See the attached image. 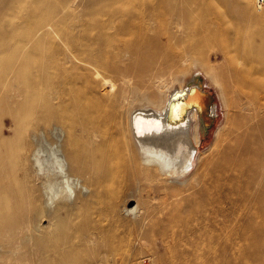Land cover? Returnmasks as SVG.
Returning a JSON list of instances; mask_svg holds the SVG:
<instances>
[{
    "label": "bare ground",
    "instance_id": "1",
    "mask_svg": "<svg viewBox=\"0 0 264 264\" xmlns=\"http://www.w3.org/2000/svg\"><path fill=\"white\" fill-rule=\"evenodd\" d=\"M56 1L6 0L11 13L0 16V229L28 230L24 238L32 240L37 264L79 259L93 230L113 238L127 214L134 221L126 226L140 244L148 232L137 203L121 213L119 202L106 201L99 225L72 221L71 213L86 207L79 204L82 196L101 182L143 168L174 184L158 240L178 243L189 231L204 233L205 253L196 256L207 262L216 250L226 254L225 244L212 245L214 232L205 228L216 223L228 237L235 231L236 264H242L245 233L252 229L246 217L264 219V192L253 211L246 203L264 178V153L242 139L225 142L220 128L212 151L202 156L201 136L215 119L216 105L208 104L211 97L197 75L183 84L190 71L183 66L190 60L200 65L244 99L237 103L241 109L258 115L264 90L250 76L264 75V46L255 42L264 39V0H84L78 11ZM46 3L47 15L35 19ZM18 33H31V44H15ZM210 49L226 66L205 63ZM231 52L242 65L229 58ZM263 127L259 122L238 137ZM257 138L253 144H264L263 131ZM42 189L46 203H56L54 214L41 202ZM24 196L27 204H13ZM25 209L27 215L10 216ZM217 264H231L230 258Z\"/></svg>",
    "mask_w": 264,
    "mask_h": 264
},
{
    "label": "rangeland",
    "instance_id": "2",
    "mask_svg": "<svg viewBox=\"0 0 264 264\" xmlns=\"http://www.w3.org/2000/svg\"><path fill=\"white\" fill-rule=\"evenodd\" d=\"M30 1L33 0H16V4L22 5L24 3H30ZM83 1L84 0H57L56 2H65L64 4L69 3L73 8L76 7L74 9L78 11ZM6 4V0H0V16L9 18L8 16L11 11L7 9L8 6H6ZM46 7L47 3L45 6H40L36 12L35 19L43 18L47 15L48 12ZM4 8H6V11H4ZM2 11L6 13L5 16L1 13ZM54 12H56V10H53L52 14H54ZM2 17H0V20H2ZM23 20L24 17L21 15L16 19V22L20 23L23 22ZM259 29H264V22L261 21ZM150 33L154 34L153 31ZM18 39H24V43L28 41L31 44L32 42L30 40L31 33H18L16 35L13 41L15 44L20 45ZM161 41H164V39L161 38ZM255 42L264 46V39H256ZM213 52V49L209 50V53H211L210 58L203 55L204 61L207 59L205 63H209L213 66L216 65L219 68H221L222 65L226 66L221 55H212ZM228 56L229 58H233L236 63L241 64V60L237 59V55L234 52L229 53ZM262 59H264V56ZM252 63L254 64L256 62L253 61ZM29 68H35V65L32 64ZM183 68L190 69V71L186 73L183 84L189 82L194 75H198L203 82L205 90L213 96V103L216 105L215 119L211 126L205 130L204 135L201 136L202 140L199 151L202 153V156L212 151L210 146L216 131L220 128H222L226 134L225 142L242 139L241 141L249 143L252 150L258 149L260 152L264 153V144H262V142H257V145L252 143L255 138L256 141L258 140V134H261L262 131L264 132V127L260 128L258 132L253 133L254 135L244 136L242 134L238 137L239 132L246 130V133L249 134L251 133L250 127L253 126L254 128L257 123L264 122V109L258 111V115L246 109H241L237 103L239 101H241L240 103L244 102V99H238L235 94L230 91L229 85L228 87L223 86L225 85L223 81L219 84L211 80L200 68V65L197 66L193 64L192 60L188 61ZM250 77L260 82L262 90H264V75L257 73ZM177 86H179V82L173 84L170 91ZM259 95H264V91L260 92ZM250 113L252 115L249 116ZM173 185L171 179L167 180L163 175L152 176L143 168L132 171L125 170L101 182L98 186V190L92 191L87 196H82V201L79 204L83 205L86 203V207L80 209L79 212L75 211L71 213L72 221L82 222L86 219V222L99 225L103 217L106 216L104 208V203L106 201L112 200L119 202V212L121 213H124L123 210L125 208L134 206L137 203L136 211L139 217L142 215L146 216L145 229L148 232V236L142 240V243H140L142 245L134 240L137 237L136 232L133 229L130 231L126 226L128 222L134 221V218H131L130 215L127 214L125 215L127 221L124 222V224H126L117 223V230L114 237H109L115 244L113 249L108 246V242L110 241L106 239L103 231L93 230V241L84 244L82 253L79 255L80 258L69 262L63 261L59 264H217L220 259L225 256L230 258L231 264H236V259L238 258V244L236 234L234 233L235 231H232L231 235L228 237L225 231L221 230V225L216 223L205 225V228L212 229L214 232L215 241L212 240V242H214L212 245H216L218 248L220 246H218L217 243L220 241L225 244L226 254L221 252V250H216L217 252L211 255V258L207 260L208 263L205 261L206 258L199 260L198 257L205 253L204 246L208 239L204 233L199 234V231L195 233L189 231L186 234L187 238L178 243H171L170 241L161 242L156 238L155 232L159 228H164L167 223L163 210L164 205L170 201L169 193ZM22 186L25 188L27 185L24 184ZM255 189L256 188H252L246 201L247 205L250 207L248 211H253L257 194L264 192V178L260 185L257 186V189ZM41 193L43 195L41 202L44 208L50 211L51 214H54V206L56 203L47 204L48 197L45 190L42 189ZM24 202L27 204V196H24V198L13 204L21 205ZM19 213L28 214L27 209L13 210L10 216L14 217ZM183 214H186V212ZM243 218L245 219V217ZM246 218H248L246 223L249 224L252 229H249L245 233V241L242 249L244 252L242 264H264V230L260 231L264 226V219L262 222L261 218L255 216H253V218ZM233 219L234 217L231 215L228 224H231ZM41 223L45 225L47 220L43 219ZM105 223L106 220L104 221V224ZM27 233L28 230L26 229H23L21 232L17 231L11 233H8L6 228L0 229V264H37L34 258V244L32 240L24 238V235ZM196 254L198 256H196ZM43 264H48L46 259H44Z\"/></svg>",
    "mask_w": 264,
    "mask_h": 264
},
{
    "label": "water",
    "instance_id": "3",
    "mask_svg": "<svg viewBox=\"0 0 264 264\" xmlns=\"http://www.w3.org/2000/svg\"><path fill=\"white\" fill-rule=\"evenodd\" d=\"M198 76V75H197ZM199 77V76H198ZM199 79H200V86H201V83H202V81H201V78L199 77ZM197 86H199L198 84H197ZM198 87V89L200 90V97H202V96H204V97H206V94H209V96L211 97V101L208 103L209 105H212L213 104V96L210 94V93H206L205 94V92H204V90H202V89H200L201 87ZM194 87H196V85L195 86H192L191 88H194ZM176 92V91H175ZM174 94V93H173ZM205 94V95H204ZM203 98V97H202ZM196 103L197 104H199L200 103V101L199 100H197V101H195L194 102V104L196 105ZM207 104V105H208ZM195 108V107H194ZM208 114V113H207ZM211 123H212V121H211ZM211 123L208 125V126H211Z\"/></svg>",
    "mask_w": 264,
    "mask_h": 264
}]
</instances>
